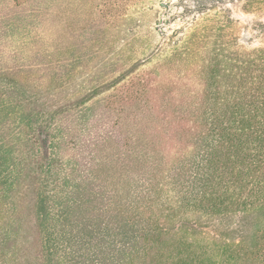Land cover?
<instances>
[{"label": "trees", "instance_id": "1", "mask_svg": "<svg viewBox=\"0 0 264 264\" xmlns=\"http://www.w3.org/2000/svg\"><path fill=\"white\" fill-rule=\"evenodd\" d=\"M45 1L0 0V264H264V43L205 11L157 52L204 83L88 87L64 46L15 37Z\"/></svg>", "mask_w": 264, "mask_h": 264}, {"label": "rangeland", "instance_id": "2", "mask_svg": "<svg viewBox=\"0 0 264 264\" xmlns=\"http://www.w3.org/2000/svg\"><path fill=\"white\" fill-rule=\"evenodd\" d=\"M250 3L248 0H56L45 1L40 11L25 2L16 9L15 14L22 20L17 22L15 37L25 34L19 29L24 26L31 31L29 39H34L37 47L45 40L64 46L60 54L64 63L79 57L83 63L75 76L77 84L83 82L89 87L109 82L127 69H132L133 74L145 73L161 89L160 96L155 94L157 100L169 92H180L187 82L204 83L193 76L185 63H160L157 52L161 47L167 53V42L181 35L205 11L225 21L226 32L218 31L220 35L238 39L248 49L264 43L260 25L264 24V11H245L244 6ZM254 4L264 9V0ZM87 55L90 57L85 60ZM110 92L98 97L107 98ZM236 222L235 215L226 216L211 223L208 230H222L223 225Z\"/></svg>", "mask_w": 264, "mask_h": 264}]
</instances>
